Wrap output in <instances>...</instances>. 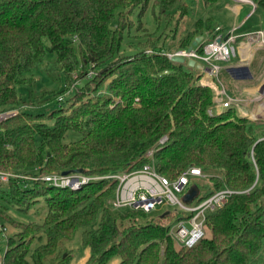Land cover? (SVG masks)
<instances>
[{"label": "trees", "instance_id": "16d2710c", "mask_svg": "<svg viewBox=\"0 0 264 264\" xmlns=\"http://www.w3.org/2000/svg\"><path fill=\"white\" fill-rule=\"evenodd\" d=\"M219 1L203 3L212 9ZM252 1L264 9V0ZM150 8L152 27H143ZM187 13L184 0H0V112L17 111L0 123L1 171L106 176L154 160L171 180L192 167L209 175L208 184L200 179L203 191L196 184L199 200L225 186L243 192L207 216L201 241L180 248L169 235L171 213L156 220L113 210L112 181L77 191L0 181V204L23 212L41 201L46 207L41 225L25 224L7 238L4 264H70L62 248L78 229L90 250L87 264L113 257L120 264H250L261 254L264 121L240 118L234 107L210 115L214 92L201 83L204 71L167 56L198 36L223 34L215 18L183 29ZM130 35L134 53L122 56ZM37 74L54 87L38 91ZM54 103L49 112L33 111ZM68 132L78 138L64 142ZM41 232L45 241L31 252Z\"/></svg>", "mask_w": 264, "mask_h": 264}, {"label": "built area", "instance_id": "2783aa9c", "mask_svg": "<svg viewBox=\"0 0 264 264\" xmlns=\"http://www.w3.org/2000/svg\"><path fill=\"white\" fill-rule=\"evenodd\" d=\"M233 1L237 4H249L252 7V13L257 8L252 0ZM237 29L238 27H234L227 34H219L211 41L204 38V41L193 48L191 52H188V49H180L167 53V56L169 58L180 56L187 61L194 60L196 63H201L204 68L209 69L207 74L210 79L201 80V83L214 92L215 104L209 111L210 115H219L228 108L237 107L240 111L238 113L240 118L250 121H264L257 110L247 115L243 109L248 107L240 104L237 99L230 96L220 79L224 70L233 67L227 66L223 69L219 63L227 64L235 57H239L242 62H245L250 59L248 55H251L252 50L257 52L264 48V30L246 35L245 41L241 42V47H236L238 36L235 32ZM148 53H151V51H148ZM92 74L93 72L90 71L89 76L91 77ZM261 86L258 101L264 99V81H262ZM16 114L17 111L0 112V123ZM166 140L167 138L164 137L159 143L163 144ZM153 153L154 150L149 151L147 157L152 158ZM206 176L200 168L192 167L179 178L171 180L158 173L154 160L140 168L106 176H89L83 173L28 176L0 170V181L4 183L9 182L11 179L41 180L52 187L68 188L73 191L80 190L94 182L112 181L117 184V187L114 196L109 201V205L115 211L134 210L150 213L167 205L177 207L184 214H189L174 223L169 230V235L180 248H192L201 241L206 236L207 216L223 207L233 195L243 194V192L234 191L225 186L207 198L199 200V195L191 204H186L183 197L189 191L191 179L205 178ZM0 232H5L3 224H0ZM0 264H4V256L0 257Z\"/></svg>", "mask_w": 264, "mask_h": 264}, {"label": "rangeland", "instance_id": "374dc122", "mask_svg": "<svg viewBox=\"0 0 264 264\" xmlns=\"http://www.w3.org/2000/svg\"><path fill=\"white\" fill-rule=\"evenodd\" d=\"M188 7V13L184 18V24L183 29L192 28L194 23L198 21L199 19H207V18H215L217 22L220 24V26L223 27L224 31L223 34H227V29H231L234 27L242 26V20L246 17L247 14H249L250 9L249 7H244L241 9V12L239 15H235L232 11H230L228 8H226L225 4L234 5V2L232 0H220L212 9H207L204 6L203 0H184ZM241 8V7H240ZM153 8H150L146 15L143 22V27H152L151 22V10ZM155 12L157 13L158 10L156 9ZM251 28H261L264 30V9L258 7L256 11L253 12V15L251 16L250 20L246 24L245 28L243 30H240L239 32H242L246 29ZM133 33V32H132ZM235 34L238 36L239 33ZM133 36L134 33L132 34ZM131 36V35H130ZM132 38V39H131ZM124 38L125 41H123V47L120 51V55L122 56H128L130 54L134 53V48L130 47L131 41H133V38ZM210 40V39H207ZM136 41V40H134ZM245 41V37L241 38L238 36L236 40L235 46L241 47V42ZM178 45H175L173 49H177ZM172 51V50H171ZM174 51V50H173ZM170 53V52H169ZM248 57L250 58L248 61L242 62L239 57L233 58V60L229 63H219L220 66L225 69L227 66H231L235 68V70L231 73H228L227 70H224L220 76L221 82L223 83L224 87L226 88L228 94L232 96L233 98L237 99L240 104L248 107L247 109H242L245 111L247 115H250V113L254 112L255 110L259 111L260 117L264 120V99L261 101H258L259 92L262 89V81H264V48L258 50L257 52L252 50L251 55L249 54ZM77 76H74V79ZM37 78L39 80V90L42 88L44 90H49L51 87H54L50 81L44 78L43 74H37ZM231 79V81H230ZM77 84L75 87L71 88L68 93H72L77 88ZM79 85V84H78ZM240 86V87H237ZM243 88V89H242ZM248 89L249 91L243 92V90ZM242 91V92H240ZM62 96V95H61ZM64 100L67 99V95H64ZM62 103V102H61ZM57 103L42 107V108H36L33 109L34 112H49L51 109L56 108ZM236 109L237 115L240 112L237 107H234ZM225 111V110H224ZM256 114V113H255ZM257 115V114H256ZM258 117V116H257ZM259 117V118H260ZM78 138V135L74 132H68L66 134V137L64 139V142L69 143ZM38 170L34 171L33 173H36ZM12 173V172H9ZM201 178H192L191 179V185L189 189L193 186L198 184L201 188V191H203V185L204 183L200 181ZM206 184H208L209 175H207L205 178H202ZM4 183V182H3ZM203 194V192H202ZM1 206V213H3V216H6L9 218L8 222L1 221L4 217L0 215V224L4 225L5 232H0V257H3L5 255L8 242L7 238L10 236H14L17 233L20 232V227L25 226V224L34 222L38 225H41L43 223L45 214H46V207L44 202H39L35 206H33L29 211L23 212L18 211L15 208H12L9 204H0ZM166 213H171L173 216L168 220L169 224L177 223L183 216H188L189 214H184L182 211L177 209V207L174 206H163L162 208L152 211L148 214V218H154L156 220L162 218ZM8 215V216H7ZM82 229H78L74 235V237L65 243V245L62 248V252L71 254V261L70 264H87V261L90 257V250L88 248H85L83 246L82 242ZM38 234L35 235L34 243L32 244L30 250L31 252L39 246L41 243H44L45 241V235L41 232V238H38ZM207 236H209V233H207ZM37 238V239H36ZM109 264H120V259L118 257H113ZM250 264H264V249L262 250L261 254L252 260Z\"/></svg>", "mask_w": 264, "mask_h": 264}, {"label": "water", "instance_id": "95a60500", "mask_svg": "<svg viewBox=\"0 0 264 264\" xmlns=\"http://www.w3.org/2000/svg\"><path fill=\"white\" fill-rule=\"evenodd\" d=\"M204 41V36H198L192 45L188 48V52H191L193 48L197 47L200 43ZM172 61L179 62V63H187L190 67H195L199 70H205L206 72H209L208 68H204V66L201 63H196L194 60H186L183 57L180 56H174L172 57ZM76 173H82V171H77ZM68 172H64L63 175H68ZM200 195V189L197 185H193L189 191L184 195L183 200L186 204H191L194 200L198 198Z\"/></svg>", "mask_w": 264, "mask_h": 264}, {"label": "crops", "instance_id": "0c3cea01", "mask_svg": "<svg viewBox=\"0 0 264 264\" xmlns=\"http://www.w3.org/2000/svg\"><path fill=\"white\" fill-rule=\"evenodd\" d=\"M225 6L230 11H232L235 15H239L240 12H241V9L244 8V7H249V9L251 8L249 14H247L246 17L242 20V24H241L242 26H238V29H237L236 33L237 34L239 33V35H238L239 37L243 38V37H245L246 35H248L250 33H253V32H256V31H259V30H262L261 28H258V29L251 28V29H246V30H244L242 32H239L240 30H243L245 28L246 24L248 23V21L250 20L251 16L253 15V13H252V7L249 4H237V3L234 2V5H230V4L227 3V4H225ZM256 9H255V11H256ZM219 26H220V24H219ZM220 28L223 29L222 26H220ZM231 29H233V28H231ZM231 29H227V32H229ZM234 70H235V68H231V69L227 70V72L228 73H231ZM202 71H204V75L202 77V80H209L210 77L207 74L208 72H206L205 70H202ZM230 81H231V79H230ZM237 87H240V86H237ZM245 91H249V90L248 89L243 90V92H245ZM240 92H242V91H240Z\"/></svg>", "mask_w": 264, "mask_h": 264}]
</instances>
